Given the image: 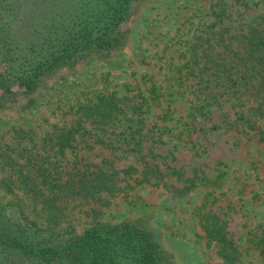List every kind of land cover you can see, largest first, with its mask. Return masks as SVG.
Here are the masks:
<instances>
[{"label":"rangeland","instance_id":"obj_1","mask_svg":"<svg viewBox=\"0 0 264 264\" xmlns=\"http://www.w3.org/2000/svg\"><path fill=\"white\" fill-rule=\"evenodd\" d=\"M263 15L258 0H150L128 23L123 50L62 70L19 108L0 109L1 161L8 160L5 154L17 156L23 166L26 158L37 161L41 155L51 162V178L66 180L88 168L107 174L111 187L67 201L53 222L40 203L15 187L19 172L32 166L20 171L0 162L6 215L59 239L78 236L95 222L140 217L159 232L178 264H264V116L248 108L256 103L246 102L255 90L224 96L216 87L220 97L214 102L196 86L199 76L207 78L197 59L204 61V50L208 56L220 51L208 43L219 34L243 35L256 24L264 28ZM103 94L118 97L124 113L101 128L84 121L88 134L77 133L73 150L57 152L48 137L71 129L82 107ZM19 129L27 135L17 136ZM9 177L12 192L2 185ZM204 225L237 248L234 262L220 258Z\"/></svg>","mask_w":264,"mask_h":264},{"label":"trees","instance_id":"obj_2","mask_svg":"<svg viewBox=\"0 0 264 264\" xmlns=\"http://www.w3.org/2000/svg\"><path fill=\"white\" fill-rule=\"evenodd\" d=\"M149 1L0 0V109L11 106L19 108L21 100L34 98L46 82L62 70H71L81 63L123 50L130 34L128 23L138 9ZM258 2L264 3V0ZM233 37L223 38L219 34L211 42L214 44L208 43L220 51L208 56L207 50H204L201 56L204 61L197 59L203 64L200 71L207 72V78L199 76L196 86L199 91L208 90L205 99L214 102L219 101L220 97L215 92L216 87L224 90V96L236 94L242 88L253 89L255 95L248 96L246 102L250 103L251 100L256 106L248 108L264 116V28L260 24L250 26L245 34L234 37V43L226 42ZM192 47H197V44ZM229 98L235 99L236 96ZM235 100L239 104L245 101L241 98ZM198 107L205 116L208 114V111L203 112L204 105ZM194 109L197 110L196 107ZM81 110L82 117L75 121L71 129L61 130L47 139L60 154L75 148L77 133L82 131L88 134L83 127L84 121L90 120L95 128H101L124 113L121 100L113 94L99 95L92 104L83 106ZM22 132L26 133L21 129L16 130V135L20 136ZM260 140L264 141L263 135ZM99 142L110 146L101 139ZM18 148L17 143L15 149ZM39 156L42 159L37 161L26 158L23 166L18 165L17 156L11 159L6 154L2 159L8 160L0 162L7 166L16 164L20 171L26 165L32 166L25 174L19 172L15 187L40 203L43 211L51 216L49 221L58 219L69 200L95 197L111 191L107 174L88 171V168L66 180L51 178L46 172L51 170V162ZM42 160L47 162V167H43ZM2 185L8 192L13 191L11 177ZM203 229L218 243L220 258L225 263L234 262L237 248L229 243L225 235L207 225ZM260 249L264 255V243ZM0 264L178 262L173 252L163 244L159 232L140 217L116 223L95 222L78 236L59 239L31 222L9 217L0 205Z\"/></svg>","mask_w":264,"mask_h":264}]
</instances>
